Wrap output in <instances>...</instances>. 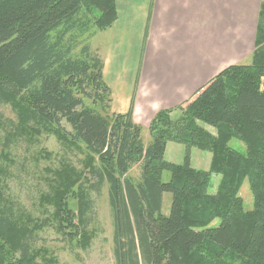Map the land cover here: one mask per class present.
<instances>
[{"label": "trees", "instance_id": "1", "mask_svg": "<svg viewBox=\"0 0 264 264\" xmlns=\"http://www.w3.org/2000/svg\"><path fill=\"white\" fill-rule=\"evenodd\" d=\"M117 17L115 0H0V106L17 116L0 109V264H38L36 228L6 197L3 161L9 138L43 131L85 150L82 169L56 171L50 203L59 230L83 247L93 237L91 194L108 185L115 264H264V0L251 64L226 68L185 104L159 111L148 142L132 110L110 114L105 63L90 44ZM234 138L246 154L230 146ZM170 142L185 145L184 163L167 160ZM194 148L211 152L213 170L224 174L216 195L209 172L191 164ZM244 177L252 210L240 196Z\"/></svg>", "mask_w": 264, "mask_h": 264}, {"label": "crops", "instance_id": "2", "mask_svg": "<svg viewBox=\"0 0 264 264\" xmlns=\"http://www.w3.org/2000/svg\"><path fill=\"white\" fill-rule=\"evenodd\" d=\"M262 1L115 0L117 20L96 34L103 36L114 110H132L147 128L159 111L185 104L226 68L252 60Z\"/></svg>", "mask_w": 264, "mask_h": 264}, {"label": "rangeland", "instance_id": "3", "mask_svg": "<svg viewBox=\"0 0 264 264\" xmlns=\"http://www.w3.org/2000/svg\"><path fill=\"white\" fill-rule=\"evenodd\" d=\"M102 38L103 36L100 35L90 39L93 54H97L101 58L103 54L100 50L104 48ZM251 62L252 60L248 58L244 64H251ZM262 87L264 90V86ZM111 97L110 114L129 112L115 111L112 90ZM88 103L91 104V101ZM0 109L7 117L17 120L16 113L10 105H1ZM63 125L71 130V125L66 121L63 122ZM207 128L215 132V129L208 126ZM3 135V139H5L6 134ZM143 137L145 142L149 141V127L144 128ZM9 139L12 141L11 145L9 146L8 143L4 145L10 152V159L3 161L7 168L3 188L7 199L14 204L17 211L27 214L30 225L36 228L34 229L36 235L31 239V243L38 264H115L108 185L103 188L102 192H92L91 194L95 200V209L92 212V222L89 227L93 237L87 247H83L77 240L70 239L63 230H59V216L55 214L56 206L50 204L53 201L56 171L64 165L82 169L86 157L83 153L84 148L66 145L58 139L56 134L47 131L32 137ZM230 146L242 154H246L248 150L247 145L239 138L231 140ZM185 151V145L170 142L169 155L173 159H169L167 155L166 158L170 162L182 164ZM192 156L194 158L191 164L194 168L209 172L208 192L216 195L224 179V174L213 170L212 153L194 148ZM131 174L135 178L139 177L140 167L134 166ZM163 178L164 181H169L171 173L166 171ZM241 183L240 196L244 201L245 210H252L255 205V196L251 189L250 177L242 178ZM164 197L171 202V193H166ZM72 207L76 208L75 202L72 203ZM164 209H167L166 203ZM219 224L220 219H216L212 226L217 227Z\"/></svg>", "mask_w": 264, "mask_h": 264}]
</instances>
